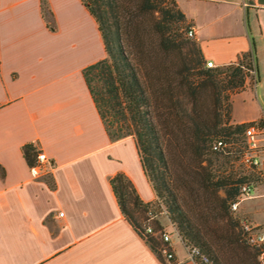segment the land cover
<instances>
[{
	"label": "crops",
	"instance_id": "obj_1",
	"mask_svg": "<svg viewBox=\"0 0 264 264\" xmlns=\"http://www.w3.org/2000/svg\"><path fill=\"white\" fill-rule=\"evenodd\" d=\"M175 2L205 60L221 66L253 52L257 80L233 96L243 105L231 122L264 118V0ZM105 56L82 0H0V264H161L110 184L123 174L143 203L157 199L135 139L109 138L83 76ZM27 146L52 162L49 173L31 176ZM236 213L264 230V181ZM178 240L177 260L195 264Z\"/></svg>",
	"mask_w": 264,
	"mask_h": 264
},
{
	"label": "trees",
	"instance_id": "obj_2",
	"mask_svg": "<svg viewBox=\"0 0 264 264\" xmlns=\"http://www.w3.org/2000/svg\"><path fill=\"white\" fill-rule=\"evenodd\" d=\"M82 2L95 18L104 42L106 56L87 65L83 69V76L109 138L115 141L132 136L135 139L144 173L156 198H164L169 220L176 226L178 235L186 246L188 244L198 246L213 257L214 264H246L247 258L242 257V253L246 257L256 259L258 250L250 247L243 239L240 219L232 220L228 217L227 224L220 227L225 232L220 238L224 243L220 244L219 253L226 254L222 257L214 251L212 245L204 239L200 228L182 210L175 196L170 193L163 173L160 172L166 161L159 126L160 123L161 125L164 123L169 128L166 134L176 136L172 126H177L187 119L192 127L190 133H187L188 138L187 135L185 137L198 150L199 157H205L200 162L211 163L210 157L220 153L211 149L213 142L223 139V136L230 138L234 134L243 135L247 123H236L231 126L225 122L221 126L218 114L213 117L211 110L203 105L197 108L199 95L208 88L219 89L218 84L221 80L219 77L223 78L228 88H242L247 77L256 81L258 74L253 52L244 53L237 61L226 65L213 68L205 66L206 60L197 41L185 34L189 24L186 23L184 14L177 7L175 0H169L171 15L184 26L185 37L179 41V35L171 34L157 22L156 47L142 51L152 60L151 76L154 83L150 86L154 88L155 85L156 89L151 91L140 77V68L134 63L133 52L128 49L123 28L124 24L129 22V19L124 18L125 13L130 11L144 13L146 10H155L157 5L149 4V0H82ZM46 13L43 6V14ZM137 22L142 24L141 19ZM144 31L143 29L142 34H139L141 42L146 37ZM159 90L163 92L160 93ZM180 94L185 95L186 102L191 104L190 112L184 107ZM259 121L264 127V118ZM35 155L36 151L30 146L24 148V156L29 165L32 164ZM250 170L259 177L257 172ZM245 182L251 183L249 178H241L234 182L236 185L234 190H229L231 175L225 176L221 173L214 183L211 177L203 179L202 185L206 191L212 187L214 192L212 195L215 197L220 190L224 193V197L217 198L219 205L209 209V213L217 215V212H227L230 202L239 195L240 185ZM110 184L123 217L161 258L155 247L154 238L145 234V229L141 228L135 217L136 213L142 217L150 205L140 200L133 184L123 174L115 175ZM224 215L218 216L219 222L225 218ZM236 227L239 228L238 234L230 232ZM207 231L215 234L217 229L208 227ZM247 249H250L252 254L247 252Z\"/></svg>",
	"mask_w": 264,
	"mask_h": 264
},
{
	"label": "rangeland",
	"instance_id": "obj_3",
	"mask_svg": "<svg viewBox=\"0 0 264 264\" xmlns=\"http://www.w3.org/2000/svg\"><path fill=\"white\" fill-rule=\"evenodd\" d=\"M150 3H155L157 8L155 10H146L144 13H139L138 11L125 13L126 15H124V18L126 20L129 19V22L124 24L123 31L124 37L127 39L128 49L133 52L134 63L140 68V77L143 83L153 91V89H156V86L154 85V88L150 86L154 83L152 77L153 72H151L152 60L148 59L147 55L142 51L143 49L156 47L158 34L156 33L157 22H159V25L162 26L163 29H168L171 34L179 35V41H182L180 39H183L185 36L184 26H181L182 24L171 15L169 0H149V4ZM138 19H141L142 24L137 22ZM143 29L145 30L144 33L146 37L145 40L141 42L139 34H142ZM219 78L221 80H219ZM219 78H216L217 81L219 80V89L213 90L212 88H208L201 92L197 102V108H200L201 105L206 106L211 110V115L213 117L216 114L219 115L222 123L221 126H223L225 122L234 126L236 123L231 122V112L232 114L240 113V111H242L243 100L240 94L236 95L234 99L233 96L237 92H240L244 86L239 89L228 88L225 86L226 82L223 78ZM251 80L253 82V78H251ZM159 91L160 93L163 92L162 90ZM180 98L184 102V107L190 112L191 104L186 102L187 98L185 95L180 94ZM182 122L183 123H178L177 126H172L177 137L166 134L168 133L169 128H167V125H164V123H162V125L160 123L159 125L166 161L165 166L161 167L160 172L163 173L168 187L170 188V193L175 196L182 210L188 215V217H190L193 223L200 228L204 235V239L212 245L214 251H216L218 255H221L219 253V247L224 241L222 242L220 238L225 235V232L223 229H220V227L227 224L228 217L232 220H239L240 218L236 212L230 210L231 202L228 206L227 212H217V215L216 213H209V209L219 205L217 198L224 197V193L220 190L217 192V197H215V195H212L214 193L212 187L206 191L202 185V180L211 177L212 182L214 183L217 180L218 175L221 173L225 176L231 175V184L228 186V189L234 190L236 186L234 185V182L238 179L249 178L253 185L260 181H264V179L257 177L256 173L251 172V170L242 162V156L245 151L244 137L242 134H234L230 138L223 136V140L226 142L225 148L219 154L210 157L211 163L208 161L200 162V160H204L205 157H199L198 150L195 149L194 145L187 139V133L192 127L191 123L188 122L187 119ZM186 135L187 138L185 137ZM236 200L238 201V196L233 199V201ZM164 202V198H157L151 205L150 209L153 212L152 220H148L147 213L143 214L142 217L136 213L135 217L141 225V228L150 225L155 231H158L159 228L161 231H164L163 228L167 227L166 232H168L171 235V238L183 248L178 240V230L169 220V214ZM206 212L208 215H206ZM224 213L227 215H224ZM222 214L225 218L221 219L219 222L218 216ZM160 223H162L163 226ZM170 223L172 224V227L170 226ZM208 227L209 229L216 228L217 232L213 234L212 232L207 231ZM230 232L238 234L239 228L236 227L231 229ZM153 238L155 241V247L161 256L160 251L163 247L161 239L158 235ZM184 245L186 246V243H184ZM190 246L198 248L204 255L209 257L213 263V257L208 253L203 252L198 246L193 244H188L186 247ZM247 252L252 254L250 249H247ZM221 256L225 257L226 254L223 253ZM241 256L247 258L246 264H256V259L248 256L246 257L243 253Z\"/></svg>",
	"mask_w": 264,
	"mask_h": 264
},
{
	"label": "built area",
	"instance_id": "obj_4",
	"mask_svg": "<svg viewBox=\"0 0 264 264\" xmlns=\"http://www.w3.org/2000/svg\"><path fill=\"white\" fill-rule=\"evenodd\" d=\"M185 34L188 37L194 38L195 32L191 25H188L185 29ZM205 66L215 67L212 61L206 60ZM245 151L242 156V162L249 169H253L257 172V175L264 179L263 160L261 157L262 147L259 145L260 139L264 140V127L260 125L259 120H253L247 123L244 133ZM226 146V142L223 139H217L213 142L211 149L214 152H221ZM52 167V162L42 151H36L35 162L30 166V173L33 177H42L49 173ZM253 192V184L245 182L240 185L238 201H233L230 204V210L236 212L239 202L247 199ZM151 207V206H150ZM148 208L147 216L148 220L153 219V212ZM60 216L63 214L60 213ZM240 228L243 239L250 247L257 248L258 253L256 256L257 264H264V230L246 219H240ZM145 234L152 237L157 235L160 237L163 247L161 249V264H182L177 260V257L170 247L171 235L166 231H155L150 225L144 227ZM185 246V245H184ZM185 249L191 260L195 264H213L209 257L204 255L198 248L190 246Z\"/></svg>",
	"mask_w": 264,
	"mask_h": 264
}]
</instances>
